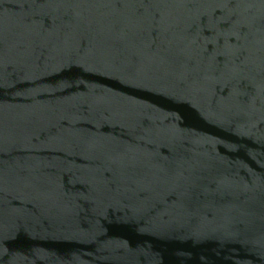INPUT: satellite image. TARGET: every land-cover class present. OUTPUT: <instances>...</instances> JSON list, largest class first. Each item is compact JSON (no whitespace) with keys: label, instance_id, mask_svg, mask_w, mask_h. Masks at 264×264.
<instances>
[{"label":"water","instance_id":"1","mask_svg":"<svg viewBox=\"0 0 264 264\" xmlns=\"http://www.w3.org/2000/svg\"><path fill=\"white\" fill-rule=\"evenodd\" d=\"M0 264H264V0H0Z\"/></svg>","mask_w":264,"mask_h":264}]
</instances>
